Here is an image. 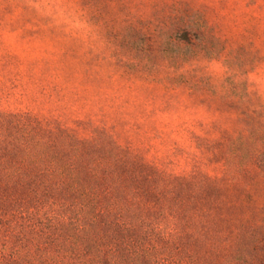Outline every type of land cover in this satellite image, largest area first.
Returning a JSON list of instances; mask_svg holds the SVG:
<instances>
[{"label":"rangeland","instance_id":"obj_1","mask_svg":"<svg viewBox=\"0 0 264 264\" xmlns=\"http://www.w3.org/2000/svg\"><path fill=\"white\" fill-rule=\"evenodd\" d=\"M7 114L111 135L264 253V0H0Z\"/></svg>","mask_w":264,"mask_h":264},{"label":"trees","instance_id":"obj_2","mask_svg":"<svg viewBox=\"0 0 264 264\" xmlns=\"http://www.w3.org/2000/svg\"><path fill=\"white\" fill-rule=\"evenodd\" d=\"M11 115L0 117V264H264L255 227L228 233L192 193L146 185L148 163L111 135Z\"/></svg>","mask_w":264,"mask_h":264}]
</instances>
